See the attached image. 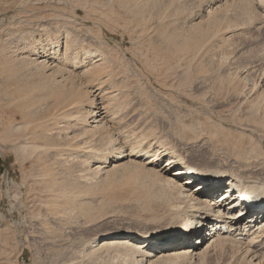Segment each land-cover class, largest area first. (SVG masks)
<instances>
[{"label":"rangeland","instance_id":"obj_1","mask_svg":"<svg viewBox=\"0 0 264 264\" xmlns=\"http://www.w3.org/2000/svg\"><path fill=\"white\" fill-rule=\"evenodd\" d=\"M255 1L0 0V264H151L97 240L185 221L175 170L264 181ZM102 102L119 115L104 136L88 129ZM238 242L153 264H264Z\"/></svg>","mask_w":264,"mask_h":264},{"label":"bare ground","instance_id":"obj_2","mask_svg":"<svg viewBox=\"0 0 264 264\" xmlns=\"http://www.w3.org/2000/svg\"><path fill=\"white\" fill-rule=\"evenodd\" d=\"M255 2L264 9V0H256ZM260 23L264 25V14L263 20H261ZM57 44L58 46L61 45L59 42ZM62 53L63 56H60L59 59L56 60L65 64L68 61V57L65 56L64 51ZM37 54L48 57L46 56L47 53L43 51L39 53L37 52ZM52 58L53 57H51V59ZM94 60V62H96L99 61L100 58L97 56ZM102 95L104 97V94ZM100 97L102 96L100 95ZM111 97L114 99L113 96ZM111 97L110 99L112 100ZM100 99H102V101L104 100L103 98ZM111 100L110 102L107 100V102L111 103ZM95 104L90 110H87L90 114L88 118H93V121L90 124L91 127L88 129L91 133H98L101 136H104V130L107 128V126L105 127V124L107 125L106 121H108L105 119H108V117L110 118V121L115 118L117 119L116 116H119L116 115L118 111L115 114V118L113 117L112 119V116L110 117L108 114L112 111L107 109V103H103L101 107H97ZM94 106H96V109H103L104 111L100 110L96 112ZM109 106L111 105L109 104ZM108 108L110 109V107ZM98 114L99 116H102L101 119H98L96 116ZM101 136L100 138H102ZM124 152H122L115 161L113 166L114 169L117 170V168L120 169L121 167H124L126 164V157L133 156L130 155V153H126V151ZM158 159L159 158L154 159L150 157L146 164L154 165ZM174 163V161H168L161 168V175L168 174L175 166L173 165ZM94 169L97 171L103 170L100 165ZM234 176L223 175L193 166H184L183 168L175 170L170 177L167 176L168 178L166 180L169 184L176 185L180 190L182 200L180 199V201L178 198V201H180V203L183 202V204L184 202L189 204V206L186 205V207L188 206L187 210L189 208L191 211L188 215L189 217L185 221L175 226L149 227L144 231L137 230L133 233L116 235V237L114 236L108 241L97 240L99 241L98 245L102 246V249L103 245H107L129 250L132 253L134 252L135 254H138V256L143 257L142 259L145 262L148 261L153 264V262H157V260L159 261L167 258H195L204 249H207L214 244L216 245L218 242L224 241L225 243V241H239L241 244L245 245L250 260H257L260 257L259 251L264 248V181H262L263 179L257 181L258 178L253 179L252 177V180L250 181V179H243ZM140 179L141 177L139 180ZM194 183H197V185L193 188L192 185ZM229 192H231V194L227 195ZM245 194H248L252 198L260 197V199L244 202L243 205L242 199ZM216 196L218 197L216 198ZM227 197L229 198L227 199ZM199 225H202L203 227L201 226V228H198ZM153 232H159L161 235L152 240L151 237L154 235ZM141 233H144L145 235H142ZM149 233H151V239H146L145 237H148L146 234ZM170 234H174L183 241H178L179 243L176 244L165 243L163 240ZM199 246L201 249L198 248ZM183 259L180 261L184 262Z\"/></svg>","mask_w":264,"mask_h":264}]
</instances>
